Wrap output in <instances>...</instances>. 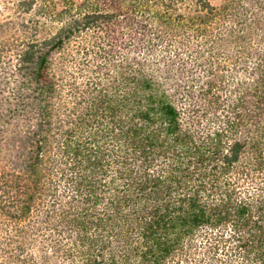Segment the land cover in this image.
Returning a JSON list of instances; mask_svg holds the SVG:
<instances>
[{
	"label": "trees",
	"instance_id": "trees-1",
	"mask_svg": "<svg viewBox=\"0 0 264 264\" xmlns=\"http://www.w3.org/2000/svg\"><path fill=\"white\" fill-rule=\"evenodd\" d=\"M254 4L19 1L34 14L0 53L11 264H264ZM76 42L118 61L65 83L53 56Z\"/></svg>",
	"mask_w": 264,
	"mask_h": 264
},
{
	"label": "rangeland",
	"instance_id": "rangeland-1",
	"mask_svg": "<svg viewBox=\"0 0 264 264\" xmlns=\"http://www.w3.org/2000/svg\"><path fill=\"white\" fill-rule=\"evenodd\" d=\"M20 0H0V53L1 50L13 49L20 41L24 38L22 33L21 23H28L30 17L34 14L33 11L25 12L23 9L19 8L18 3ZM58 2L59 0H55ZM211 4L218 6L222 0H209ZM243 3L254 4L257 0H241ZM261 2L263 0H260ZM60 8L61 5L59 4ZM91 35H88L89 38ZM87 39L86 36H83ZM79 43L70 44L66 46L65 49L59 53H55L53 56V65L57 73H60L59 69H63V77L66 82H70L75 76V80L78 83H83L84 79L91 75L94 76H105L108 73L107 70L111 69L113 66L112 62H117V59L109 60L105 52L99 51V48L90 47V44L84 45L83 49H79ZM15 49V48H14ZM116 51L123 52L125 49L115 48ZM106 55V56H105ZM105 57V58H104ZM116 60V61H115ZM106 66V67H105ZM110 67V68H109ZM74 80V81H75ZM204 105V104H203ZM204 108L210 111L208 105H204ZM9 135L5 137L0 134V180L4 175L5 171L10 169L9 165L6 163L11 156V145L8 143ZM0 187V206L2 203V193ZM12 226L13 219L3 214L0 208V264L7 263L11 264L9 255L11 252L10 238L12 237ZM10 250V252L7 251ZM6 251V252H5ZM12 257V256H10Z\"/></svg>",
	"mask_w": 264,
	"mask_h": 264
}]
</instances>
